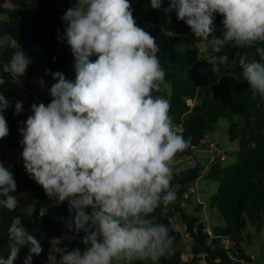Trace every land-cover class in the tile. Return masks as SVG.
<instances>
[{"label": "clouds", "instance_id": "obj_1", "mask_svg": "<svg viewBox=\"0 0 264 264\" xmlns=\"http://www.w3.org/2000/svg\"><path fill=\"white\" fill-rule=\"evenodd\" d=\"M164 2L150 0V7L160 10ZM163 11L183 21L201 38L198 44L211 45L210 61L238 63L253 96L264 99V0H168ZM217 14L224 17L223 38L209 41ZM61 19L58 39L71 49L75 80L46 70L55 81L51 102L33 103L18 129L25 171L53 201L50 206L69 205L67 232L49 241L47 264H158L175 251V238L152 214L159 208L167 215L176 200L171 164L188 147L173 129L168 100L153 95L166 75L160 46L136 24L130 0H76ZM225 45L252 48L257 58L244 54L229 61L208 52L220 53ZM30 62L17 45L5 72L19 82ZM10 107L0 93V139L9 135L4 113ZM22 112L17 101L14 115ZM16 191L13 173L0 162V209H18ZM47 211L41 207L39 215ZM7 232L8 258L0 255V264H15L22 248L28 249L23 264L43 252L19 216ZM68 233H83V251L62 246L74 238Z\"/></svg>", "mask_w": 264, "mask_h": 264}, {"label": "trees", "instance_id": "obj_2", "mask_svg": "<svg viewBox=\"0 0 264 264\" xmlns=\"http://www.w3.org/2000/svg\"><path fill=\"white\" fill-rule=\"evenodd\" d=\"M66 1L0 0V78H8L5 66L17 50V45L31 60L21 79L38 83L43 81L44 84L55 82L50 74H46V70L67 75L73 66L74 57L67 44L58 39V34L63 35L64 32L61 18L67 11L62 7ZM73 1L76 3V0ZM134 1L131 7L135 22L157 40L160 46L157 55L166 74L159 91L153 95L168 100L172 125L188 141V147L177 153L175 159H191L188 164L184 163L183 170L173 173V184H178L179 188L176 190V200L168 207L167 215H162L159 208L152 214L156 222L169 227L170 235L175 238V251L161 258L158 264H198L202 254L210 255L217 250H224V240L232 243L228 249L234 258L231 264H240L237 260L249 264L251 256L245 255L238 240L248 228H252L258 236L264 227V99L258 95L254 97L243 79L236 80L230 75H223L213 82L206 81L197 68L210 64L205 61L206 56L197 48L194 38L191 42L184 39L190 28L178 20L174 13L164 14L163 9L168 7V0H165L160 10L152 9L150 0ZM223 19V16L216 15L215 31L212 33L215 38H223ZM181 41L184 43L182 50L178 47ZM244 54H249V59L257 58L252 48H241L239 55ZM96 58L91 57L93 61ZM236 66L239 67L238 63ZM0 93L12 104L4 113L9 135L0 139V162L13 173L17 184L15 195L20 198L15 212L0 209V255L8 258L10 242L7 228L12 218L19 216L29 233L42 243L43 252L33 257L32 264H47L44 255L51 247L49 241L67 232L64 220L69 217V205L64 201L59 206H50L53 201L24 168L21 158L23 147L20 143L22 136L18 129L32 114L31 105L35 97L30 95L27 101L17 100L13 91L5 92L2 87ZM17 101H21L23 107L19 116L14 115ZM220 120L229 122L227 136L230 142L237 145L238 160L225 167L217 162L205 175L218 185L216 194L209 199L208 204L221 223L213 227L217 238L209 239L201 217L203 203L194 204L191 199H184V193L204 175L208 159L203 165L194 154L212 142L206 141V135ZM21 196L27 197L33 206L30 218L22 213ZM183 201L186 202L184 206ZM41 207L48 209L43 217L39 215ZM176 217L191 238L188 244L184 243L183 232L172 223ZM68 235L83 238V233ZM238 249L241 253H237ZM27 254L28 249L22 248L15 264H23ZM134 264L150 262L136 261Z\"/></svg>", "mask_w": 264, "mask_h": 264}, {"label": "rangeland", "instance_id": "obj_3", "mask_svg": "<svg viewBox=\"0 0 264 264\" xmlns=\"http://www.w3.org/2000/svg\"><path fill=\"white\" fill-rule=\"evenodd\" d=\"M134 0H130V4H134ZM75 2L73 0H67L62 7L68 9L69 7L75 6ZM193 38L196 40V46L197 48L206 56L205 61L210 64V66H200L197 68V71L206 79L208 82H213L216 78L221 77L223 75H230L236 80H241L243 77L240 75L241 69L234 65H224L221 64L220 62H213L210 61L209 55L206 51L207 47H210L211 45H203V44H198L200 43L201 38L199 39L198 37H195L194 34L187 33L184 36V39H187L189 42L193 40ZM214 38L213 35L209 36V41H211ZM179 49L182 50L184 49V43L181 41L178 45ZM241 48L238 47H232L231 45L227 46L222 49L220 53H212L211 48H209L208 52L210 55H215L217 57L222 56V55H227L229 58V61L236 60L238 58V55L240 54ZM73 68L68 70L67 75L65 76L66 79H70L72 76ZM6 84H0V87L3 88V91L5 92H10L12 91V83L11 81H8V78L3 79ZM28 80V79H27ZM2 82V80H0ZM17 82V84H14L13 86H18V87H25V83ZM24 84V85H23ZM36 84V83H35ZM53 83L49 84L47 87V92H43V86H40L38 88H32L30 89L31 95H33L35 98H33V103L39 104V103H44L47 105L48 103L51 102V96L49 95V89L51 88ZM39 88L41 90L39 91ZM229 127V122L226 120H220L218 121L217 124L214 125L213 130L211 132H208L206 135V141H214L217 146L220 147L223 151L226 152V158L223 162L220 164L225 167L231 164H234L237 162V145L235 142H230L227 136V131ZM174 131H176L175 128H173ZM177 132V131H176ZM206 146H204V149ZM204 149L202 148L201 151L196 152L194 155L197 160L200 161L203 165L206 164L207 158L204 153ZM203 151V152H202ZM181 160V161H180ZM191 162L190 158L187 159H175L173 163L171 164V167L173 169V173L182 170V167L185 166L186 164ZM190 187L194 190L193 191V197L196 199L198 198L199 201H196L195 203H203L204 205V210L201 213V217L203 218V221L206 225H208L211 229L213 227L220 225L221 223L216 219V214L210 210L209 208V199L216 194L217 187L218 185L215 182H211L209 179L206 178L205 175L202 177L198 178L194 183L190 185ZM193 198V199H194ZM21 210L22 213L26 216V218H30V215L32 213L33 206L31 202L27 199V197L21 196ZM177 217L174 219V226L177 229H180L181 223L178 219L179 222H177ZM248 236H251L248 238ZM239 246L243 251H251V253L255 256V264H263L264 262V227L261 229V231L258 233V236L254 234V230L252 228H248L246 232H244L241 235V239L238 240ZM47 255V253H46ZM198 264H202L199 262Z\"/></svg>", "mask_w": 264, "mask_h": 264}, {"label": "crops", "instance_id": "obj_4", "mask_svg": "<svg viewBox=\"0 0 264 264\" xmlns=\"http://www.w3.org/2000/svg\"><path fill=\"white\" fill-rule=\"evenodd\" d=\"M71 68H73V71L71 70V72H72V76L70 77V79L69 80H75V71H74V67L72 66ZM70 68V69H71ZM5 81H6V79H5ZM20 81L23 83H25V87L24 88H26V89H28V90H30V89H32V88H38V87H40L41 85H40V83H38L37 81H33V80H27V79H25V78H23V79H20ZM9 82V79H8V81H7V83ZM21 82H20V84H21ZM36 83V84H35ZM4 84H6V82H4ZM9 84V83H8ZM24 85V84H23ZM41 90V88H39V91ZM31 91V90H30ZM174 128V127H173ZM176 129V128H175ZM212 141V140H211ZM212 142H214V141H212ZM204 147V146H203ZM202 147V148H203ZM204 149V148H203ZM186 159V158H185ZM181 161V160H180ZM189 163V162H188ZM187 163V164H188ZM182 168H184V167H182ZM189 189H192L191 187L189 188ZM193 190V189H192ZM194 191V190H193ZM193 194H191L190 195V197H189V199H191L193 202H194V204H198V203H195L196 201H199V199L198 198H194L193 196H192ZM194 198V199H193ZM204 210V209H203ZM174 219L175 218H173V220H172V223H173V225L175 224V222H174ZM177 222H179L178 221V219H177ZM180 231H184V228L183 227H181L180 229H179ZM82 239L83 238H73L70 242L69 241H65L64 242V244L65 245H63L64 247H67L69 250H72V249H75V248H77V247H79L80 249H81V251H83L84 249H85V246L81 243V241H82ZM232 246V244H231V242H223V249L224 250H217V251H215L214 253H212V254H210V255H207V254H205V255H203V256H201L200 257V260H199V262H201L202 264H231L232 262H233V260H234V258H233V256L231 255V253L228 251V249L230 248ZM250 259H249V264H255L254 263V261H255V256L251 253L250 254ZM44 258H45V260L44 261H46L47 262V255L45 254L44 255ZM237 261H239L240 262V264H247L244 260H237ZM263 264H264V262H263Z\"/></svg>", "mask_w": 264, "mask_h": 264}, {"label": "built area", "instance_id": "obj_5", "mask_svg": "<svg viewBox=\"0 0 264 264\" xmlns=\"http://www.w3.org/2000/svg\"><path fill=\"white\" fill-rule=\"evenodd\" d=\"M190 34H193V33L190 32ZM11 41L13 42V40ZM8 79L12 83V91L14 92V98L17 100H21V101H27L31 95L30 91L24 87H18L17 85L13 86L14 84H17V82H14L12 78L10 77V75H8ZM46 90H47V84H44L43 91H46ZM204 153H205L206 158L208 159V165L205 169L204 175H206L209 172V170L211 169V166H213L217 162H223L226 158V152L220 149L213 142H211L208 146H206V148L204 149ZM191 194H193V190L188 189L187 192L184 193V199H189ZM185 203L186 202L183 201L182 206H184ZM205 232L207 236L209 237V239L217 238V236H215V233L213 232V229H211L208 225H206ZM183 237H184L185 244H188L191 241L190 236L184 231H183ZM225 241L228 242V240H224L223 242ZM203 255L205 254H202L201 256Z\"/></svg>", "mask_w": 264, "mask_h": 264}, {"label": "water", "instance_id": "obj_6", "mask_svg": "<svg viewBox=\"0 0 264 264\" xmlns=\"http://www.w3.org/2000/svg\"><path fill=\"white\" fill-rule=\"evenodd\" d=\"M182 170H183V168H182ZM237 251V253H241V250H236ZM251 254V251H245V255H250Z\"/></svg>", "mask_w": 264, "mask_h": 264}]
</instances>
